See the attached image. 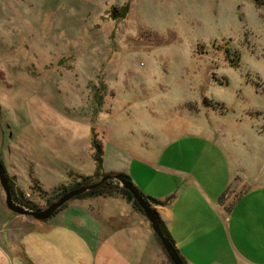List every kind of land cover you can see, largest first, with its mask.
I'll return each instance as SVG.
<instances>
[{
  "label": "rangeland",
  "instance_id": "rangeland-1",
  "mask_svg": "<svg viewBox=\"0 0 264 264\" xmlns=\"http://www.w3.org/2000/svg\"><path fill=\"white\" fill-rule=\"evenodd\" d=\"M91 138L103 168L128 171L174 237L199 238L201 263L238 264L243 250L264 249L244 236L248 213L264 210V5L0 0V161L23 205L13 201L43 210L59 190L98 182L106 174L95 175ZM0 200L11 230L41 222L7 210L1 186ZM96 202L73 198L47 220L77 215L98 250L90 264H132L109 243L119 217L131 219L126 204ZM150 231L140 264H170Z\"/></svg>",
  "mask_w": 264,
  "mask_h": 264
},
{
  "label": "crops",
  "instance_id": "crops-1",
  "mask_svg": "<svg viewBox=\"0 0 264 264\" xmlns=\"http://www.w3.org/2000/svg\"><path fill=\"white\" fill-rule=\"evenodd\" d=\"M103 162L104 159L102 154L101 172L106 175L123 174L129 177L128 171L118 166L114 169H104ZM108 198L122 200L126 204L129 213L128 216L131 218L129 222H126L124 217H119V219L124 220V222L111 233V241L109 242L111 243L110 246L112 245L111 251L114 252L115 257L117 255V261L123 260V255L127 253V257L131 258L132 264H140L141 261L138 255L139 250L145 251L148 244L151 243L150 241L154 239L150 227L147 221H145L138 212L133 210L131 205L123 198L109 196L89 199L94 202L102 201V204H104L103 201ZM148 198L149 197H147V199ZM1 201L2 200H0V205L2 206L3 203ZM96 204H98V202H96ZM65 207L66 206L63 208ZM89 207L92 208L91 205H89ZM153 209L157 213L159 220L162 222L168 234H170L169 236L173 241L174 248L177 250L183 262L185 264H199V238L193 235L190 244H188V238L182 237L179 234H177V237H174L173 233L170 231L171 228H168L170 222L165 224V222L160 219L161 209L159 207ZM96 210H99L98 207ZM62 211H59V213ZM248 214H251L252 217L245 219L246 222L244 224L246 225V230L244 236L246 239L248 238L252 247H256L261 244V241H264V210L259 206V208L253 209L252 212ZM73 217H76V219L67 220L69 225H67L62 218L56 217L55 220L53 219L54 222H48V220L46 222L41 221L38 222V226L34 227L35 229L21 233L11 230L9 226L11 218L9 216H4V218H7L8 223L7 225H5L4 222L0 224V264H90L91 255L98 253V250H94L92 242L83 237L80 234L82 233L81 231L79 233L78 228L75 226V224H80L79 218L77 215ZM83 224L84 221L81 223V226H83ZM175 230L181 232L179 227H175ZM44 241H48V244H46L48 249H45V245H43ZM183 244H186L185 246H187L189 252H193V257H191V253L184 251ZM76 246L81 249V253L85 254V256L78 261H75L74 255L76 253ZM125 247H127L126 250H124ZM133 248L139 249L135 250ZM73 256L74 259L71 261ZM236 259L238 264H264V249L261 251L245 249L240 255H236ZM103 262L104 264L107 263L106 261ZM113 264H116L115 261H113Z\"/></svg>",
  "mask_w": 264,
  "mask_h": 264
},
{
  "label": "water",
  "instance_id": "water-1",
  "mask_svg": "<svg viewBox=\"0 0 264 264\" xmlns=\"http://www.w3.org/2000/svg\"><path fill=\"white\" fill-rule=\"evenodd\" d=\"M107 180L117 181L120 187L128 191L131 198L136 203V205L139 207V209L142 211L143 216L148 221L153 234L158 239L159 243L161 244L162 249L164 250L170 262L172 264H183L182 260L180 259L179 255L177 254L176 250L171 245L169 240L162 235L160 227L158 225L155 215L153 214L152 209L150 208V206H148L144 198L140 195L139 191L133 186V184L130 182L128 177H126L125 175L123 174L104 175L101 177V179L98 182L92 185L80 186L78 188H74V189L66 191L65 193L60 195L55 201L50 203L43 210H29V209L23 208L22 206L16 204L13 201L10 186L8 183V178L5 174L2 163L0 161V186L4 193L5 207L7 208V210H9L10 212L14 214L21 215V216H29L37 221H45L51 218V216L59 208H61L66 202L75 198L78 195H81L89 190L94 189L99 184Z\"/></svg>",
  "mask_w": 264,
  "mask_h": 264
},
{
  "label": "trees",
  "instance_id": "trees-1",
  "mask_svg": "<svg viewBox=\"0 0 264 264\" xmlns=\"http://www.w3.org/2000/svg\"><path fill=\"white\" fill-rule=\"evenodd\" d=\"M254 2L257 5H264V0H254ZM121 11H123L121 13V16L125 15L127 12V7L124 6ZM90 145L91 148L93 150V155H92V159L94 161V165H95V175H98V172L101 171V164H102V149H101V145L100 143H98L97 141H95L93 138L90 139ZM89 180L86 178H83L82 181L76 185H74L73 187L69 188V189H63V190H59L56 196V199L62 195L63 193H65L68 190L74 189V188H78L80 186H85L88 185ZM9 186H10V190H11V195L13 197V200H16L18 202V204L23 205L22 201L17 200V198L15 196H13V188L11 187V182L8 180ZM140 195L143 197V195L140 193ZM109 196H116V197H120L123 198L126 202H128L132 209L135 210L136 212L140 213L141 215H143L142 211L139 209V207L136 205V203L133 201V199L131 198L130 194L128 193L127 190L123 189L122 187L119 186L118 182L115 181H111V180H107L102 182L101 184H99L97 187H95L92 190H89L81 195L76 196L74 199H79L82 197H86V198H94V197H109ZM144 198V197H143ZM145 202L147 203V199L144 198ZM151 200L154 204L159 205L160 202H157L153 199H149ZM148 204V203H147ZM149 206V204H148ZM64 205L61 207L63 208ZM61 208H59L56 212H58ZM151 208V207H150ZM153 211V214L156 217V220L158 222V225L160 227L161 233L164 237H166L169 242L171 243V245L174 247L173 241L171 240L168 232L166 231L165 227L163 226L162 222L159 220L157 213L155 212V210L153 208H151ZM55 212V213H56ZM157 243L159 244V246L161 247V244L159 243L158 239L156 238V236L154 235ZM162 248V247H161ZM175 249V248H174ZM163 250V249H162ZM176 250V249H175ZM177 252V250H176ZM178 254V252H177ZM180 257V256H179ZM180 259L182 260V258L180 257ZM170 261V260H169ZM182 263L185 264L182 260ZM170 264H172L170 262Z\"/></svg>",
  "mask_w": 264,
  "mask_h": 264
},
{
  "label": "flooded vegetation",
  "instance_id": "flooded-vegetation-1",
  "mask_svg": "<svg viewBox=\"0 0 264 264\" xmlns=\"http://www.w3.org/2000/svg\"><path fill=\"white\" fill-rule=\"evenodd\" d=\"M94 184V183H93ZM92 185V184H91Z\"/></svg>",
  "mask_w": 264,
  "mask_h": 264
}]
</instances>
